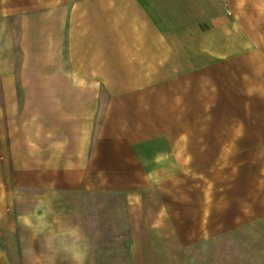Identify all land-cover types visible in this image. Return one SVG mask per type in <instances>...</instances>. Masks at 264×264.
Segmentation results:
<instances>
[{"label":"crops","instance_id":"1","mask_svg":"<svg viewBox=\"0 0 264 264\" xmlns=\"http://www.w3.org/2000/svg\"><path fill=\"white\" fill-rule=\"evenodd\" d=\"M0 17L20 59L0 79V264H74L70 226L83 264H122L108 219L125 263L192 264L251 107L264 140V0H0Z\"/></svg>","mask_w":264,"mask_h":264},{"label":"rangeland","instance_id":"2","mask_svg":"<svg viewBox=\"0 0 264 264\" xmlns=\"http://www.w3.org/2000/svg\"><path fill=\"white\" fill-rule=\"evenodd\" d=\"M15 23L14 17L10 18L7 26H4L0 20V79L4 62L6 63L5 66L10 67V70L17 69L19 66V29ZM259 29L262 31V28ZM8 38L11 39L10 50L5 49L4 54V39ZM260 85L262 87V83ZM251 102L253 104L262 102V90L252 93ZM250 117L251 122L244 124V130L246 131L247 127L250 131L249 141L251 147H249V150L248 147H246L247 149L238 148L248 151L246 152L247 155H234L233 162L230 163V166L233 164V169H230L229 172L222 170L219 174V189L229 186L228 202L223 205V209L224 197L221 194L219 197L220 215L224 217L227 211V218H220V231L217 236L209 237L194 244L189 251L192 264H264V140H262V113L259 115L258 108L251 107ZM14 126L17 129L18 124L16 123ZM238 129L243 130L242 124H239ZM244 141L246 145L248 139H244ZM230 187L234 190L233 196H231ZM224 195L227 196L226 189ZM116 203L115 209L117 206L122 205L117 200ZM106 223L110 234H112V230L120 233L115 238L114 243L117 242V246L121 249L120 254L124 259L122 264H127L125 262L128 256V246L126 245L128 240L123 220L108 219Z\"/></svg>","mask_w":264,"mask_h":264},{"label":"clouds","instance_id":"3","mask_svg":"<svg viewBox=\"0 0 264 264\" xmlns=\"http://www.w3.org/2000/svg\"><path fill=\"white\" fill-rule=\"evenodd\" d=\"M85 239L79 226H70L61 237L60 249L71 257L74 264H83L86 257V250L83 247Z\"/></svg>","mask_w":264,"mask_h":264}]
</instances>
